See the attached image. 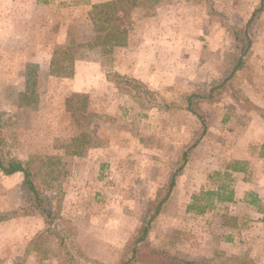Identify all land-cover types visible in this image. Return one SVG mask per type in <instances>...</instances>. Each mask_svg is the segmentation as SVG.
Returning a JSON list of instances; mask_svg holds the SVG:
<instances>
[{
	"label": "rangeland",
	"instance_id": "rangeland-1",
	"mask_svg": "<svg viewBox=\"0 0 264 264\" xmlns=\"http://www.w3.org/2000/svg\"><path fill=\"white\" fill-rule=\"evenodd\" d=\"M261 5L0 0L1 138L37 171L56 214L49 227L31 213L22 175L0 172L20 196L18 208L0 214L1 264H67L52 229L67 236L75 264H117L196 141L150 246L187 261L264 264V120L243 103L264 110V7L248 24ZM246 32L252 44L229 91L198 105L203 134L187 98L226 76L240 49L235 35L245 40ZM238 161L248 167L237 183L224 173ZM222 185L241 194L237 202L204 197Z\"/></svg>",
	"mask_w": 264,
	"mask_h": 264
},
{
	"label": "trees",
	"instance_id": "trees-1",
	"mask_svg": "<svg viewBox=\"0 0 264 264\" xmlns=\"http://www.w3.org/2000/svg\"><path fill=\"white\" fill-rule=\"evenodd\" d=\"M264 0H262L263 2ZM264 5H261L260 8H257L248 24H250L253 19L256 17L258 13L263 11ZM249 27V26H248ZM236 41L240 44V49L238 53L237 61L234 65H232L226 76L221 81H215L210 86L208 92L203 90H198L193 92L187 98V110L198 117L201 121V125L203 128V134L207 131L208 123L206 121V116L203 112H201L198 108L200 103H208L215 104L218 102L225 92L229 91V82L233 79L236 72L242 69L246 63V56L249 48L251 47L253 37L249 33L246 32L245 40H240L238 35H235ZM238 37V38H237ZM52 74H57L55 71ZM246 110L256 111L259 116L264 120V110L255 107L254 105H250L248 102H243ZM2 114L0 113V172L4 176H12L15 174H21L23 177V183L27 187L30 195L28 199V206L31 209V213L41 215L46 224L50 227L53 221L56 219V214L54 213L52 206L50 204V200L46 195L42 193L40 188L36 185L37 175L35 169L32 168L31 163L29 161H22L17 157H14L10 152L6 150L5 143L3 138H1L2 130L5 126L3 120H1ZM202 134V135H203ZM198 143L196 141L192 146L188 147L187 151L182 154L181 159L173 164V168H176L169 180L164 184L162 190L158 192L155 199L151 201L149 210L147 212L146 220L139 230L137 236L131 238L122 253L120 254L119 261L117 264H134V263H145V264H166L170 262L171 264H210V261H187L182 258H179L174 255H170L167 251L158 250L152 248L148 241L149 233L152 229V226L158 216L160 215L165 203L169 199L173 189L176 186L177 178L182 175L183 170L188 163L190 150ZM260 157L264 159V142L260 148ZM247 163L234 162L229 164L226 167L225 175L230 176L228 172H243L247 171ZM216 175H220V173H216ZM219 191H208L205 193L204 197L217 196L218 202H232L234 199V192L232 190H228L226 185H222ZM228 192L227 195H224L225 192ZM222 192V193H220ZM197 197H193V203L188 206L189 211H194L196 209ZM212 207L210 205H205L203 208L199 210L200 214H204L205 211ZM53 232L57 233L60 240V248L65 250L64 262L67 264H75V255L73 251L70 250L69 247L66 246L65 241L67 240V236L61 237V231H54L56 229H52ZM52 232L51 230H49ZM94 262V261H93ZM96 263V262H94Z\"/></svg>",
	"mask_w": 264,
	"mask_h": 264
},
{
	"label": "crops",
	"instance_id": "crops-1",
	"mask_svg": "<svg viewBox=\"0 0 264 264\" xmlns=\"http://www.w3.org/2000/svg\"><path fill=\"white\" fill-rule=\"evenodd\" d=\"M258 152L260 153V148H259ZM259 153H258V156H260ZM240 175L241 174L240 173L238 174V172H234L233 173L234 181H236L237 183L243 181V180H240ZM0 180H1L0 181V214H2V213H4L7 210V208L10 209V210H14L15 209V205L18 208L19 205H20V196L17 193L15 195V192H14L13 188L11 190H10L9 187L6 188L7 185H6L5 181H4L5 180L4 176L0 175ZM240 196H241V194L235 193L234 200H233L232 203L237 202L238 199L240 198ZM11 219L14 221L16 218L13 217ZM2 252H3V250H2V247H1L0 248V264L5 262Z\"/></svg>",
	"mask_w": 264,
	"mask_h": 264
}]
</instances>
